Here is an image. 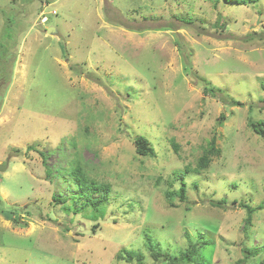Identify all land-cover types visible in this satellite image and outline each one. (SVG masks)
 Wrapping results in <instances>:
<instances>
[{
	"label": "rangeland",
	"instance_id": "374dc122",
	"mask_svg": "<svg viewBox=\"0 0 264 264\" xmlns=\"http://www.w3.org/2000/svg\"><path fill=\"white\" fill-rule=\"evenodd\" d=\"M6 51L0 264H168L151 253L203 241L199 264L264 261V0H0ZM79 165L111 187L99 208Z\"/></svg>",
	"mask_w": 264,
	"mask_h": 264
},
{
	"label": "trees",
	"instance_id": "16d2710c",
	"mask_svg": "<svg viewBox=\"0 0 264 264\" xmlns=\"http://www.w3.org/2000/svg\"><path fill=\"white\" fill-rule=\"evenodd\" d=\"M226 1V0H225ZM228 2L230 1H235L239 5H250L252 2H257L258 0H227ZM221 23V22H220ZM223 27L224 25L221 24ZM6 52H3L4 55H2V58H0V79L8 76L10 73L6 70L7 66V61H3L6 56ZM262 88L264 89V84L262 85ZM232 105H238L242 106L243 104L238 102V101H232ZM221 119H224V115L221 116ZM249 126L252 129V131L259 135L260 137L264 138V121H253L250 120ZM135 147H136V153L141 156V157H153L154 156V150L152 146L150 145V142L147 138L141 136L135 139ZM28 150H33L32 147H29ZM220 151L218 148L215 146V139H213L209 145L208 151L199 159L198 162V168L195 169L196 172L202 171L206 168L209 167L211 158L210 154H219ZM44 157V155H43ZM43 164L46 165V161L43 162ZM47 166V165H46ZM65 172V171H64ZM190 172V170L187 168L186 171L183 173H180V177L184 180L186 177V173ZM75 174V175H74ZM73 173H69V176L72 177L74 181L77 183V188L79 187L80 194L78 195L77 200L85 197L89 199V201L86 203L89 204L91 203L95 208H99L102 204L106 203L110 199L111 195V187L108 184H99L96 183L95 181H89L87 178V175L85 171L82 169V167L79 165L78 168ZM93 192H101V196L98 198H90V195ZM186 193H187V184L185 182L182 183L180 189L176 192L168 193L169 198H173L174 195H178L182 201L186 200ZM56 202L60 203V200L58 198H55ZM227 200H222L221 202H216L212 203L214 207H221L225 208L227 205ZM234 203H238L237 200H234ZM264 208V206H261ZM245 208L249 212V217L246 221L247 224H251L252 220V215L254 213V209L250 207V205H245ZM16 222H19L17 219L14 220ZM207 245L206 241L203 242H198L196 244H190L188 249L184 252H181L180 255H172L169 252H164L161 250L153 251L151 254L154 257L155 260L157 261H162V262H167L168 264H199V261H201V254H200V249L204 246ZM244 252L248 256H254L257 255V252H254L251 248L244 247ZM128 254V259L129 260H134L136 259L138 264H144L143 262V255L140 252L131 250L126 252ZM162 258V259H161ZM241 263H245L244 260L241 261ZM260 264H264V261L261 262Z\"/></svg>",
	"mask_w": 264,
	"mask_h": 264
},
{
	"label": "water",
	"instance_id": "95a60500",
	"mask_svg": "<svg viewBox=\"0 0 264 264\" xmlns=\"http://www.w3.org/2000/svg\"><path fill=\"white\" fill-rule=\"evenodd\" d=\"M46 20H47V19H46ZM46 20H45V21H46ZM53 31H55V29H54V28H50L49 31H48V34L51 33V32H53ZM5 169H6V167H4V166H0V170H1V171L5 170Z\"/></svg>",
	"mask_w": 264,
	"mask_h": 264
},
{
	"label": "built area",
	"instance_id": "2783aa9c",
	"mask_svg": "<svg viewBox=\"0 0 264 264\" xmlns=\"http://www.w3.org/2000/svg\"><path fill=\"white\" fill-rule=\"evenodd\" d=\"M55 13V12H54Z\"/></svg>",
	"mask_w": 264,
	"mask_h": 264
},
{
	"label": "clouds",
	"instance_id": "9594fccd",
	"mask_svg": "<svg viewBox=\"0 0 264 264\" xmlns=\"http://www.w3.org/2000/svg\"><path fill=\"white\" fill-rule=\"evenodd\" d=\"M47 19V18H46Z\"/></svg>",
	"mask_w": 264,
	"mask_h": 264
}]
</instances>
